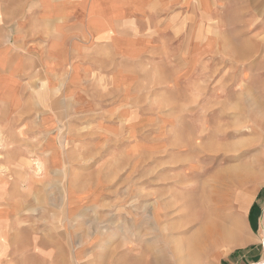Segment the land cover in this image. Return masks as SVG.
<instances>
[{"label":"rangeland","instance_id":"obj_1","mask_svg":"<svg viewBox=\"0 0 264 264\" xmlns=\"http://www.w3.org/2000/svg\"><path fill=\"white\" fill-rule=\"evenodd\" d=\"M140 5L129 62L53 85L0 140L20 263L189 264L204 223L218 240L198 264H264V27L239 0Z\"/></svg>","mask_w":264,"mask_h":264},{"label":"crops","instance_id":"obj_2","mask_svg":"<svg viewBox=\"0 0 264 264\" xmlns=\"http://www.w3.org/2000/svg\"><path fill=\"white\" fill-rule=\"evenodd\" d=\"M142 1L0 0V140L4 147L11 148L9 144L19 139L18 118L30 114L33 101L60 98L55 95V84H60L57 89L68 88V94L80 92L75 83L84 69L103 66L97 62L114 61L117 56L129 62L125 55L136 36L131 22L143 13ZM239 2L264 27V0ZM49 116L44 111V126L49 125ZM4 179L0 174V264H21L20 215L3 202ZM262 198L264 186L252 203L258 205ZM260 212L264 225V208ZM251 246L256 248L255 243ZM253 250L241 257L255 254Z\"/></svg>","mask_w":264,"mask_h":264},{"label":"bare ground","instance_id":"obj_3","mask_svg":"<svg viewBox=\"0 0 264 264\" xmlns=\"http://www.w3.org/2000/svg\"><path fill=\"white\" fill-rule=\"evenodd\" d=\"M21 165H22V163H21ZM35 167L40 168L41 164L37 163V165ZM35 167H34V169H35ZM217 238H218L217 235L215 236L214 233L211 234L208 230L205 229V224L203 223L201 225V227L199 229H197L196 233L193 234L191 237H189L187 239V242L185 243L187 262L189 261V264H198L196 262L198 256L199 255L202 256L204 254V251L206 250L207 246L209 244L213 245L218 240ZM224 238H226V237H224ZM177 248H178V246L175 248V257L177 256V254L180 251ZM141 258L142 257H136L130 264H144V262L142 261ZM145 264H151V263H145ZM156 264H158V263H156Z\"/></svg>","mask_w":264,"mask_h":264}]
</instances>
